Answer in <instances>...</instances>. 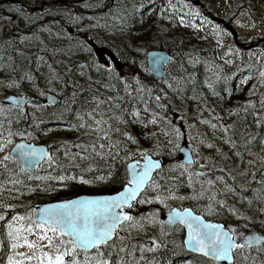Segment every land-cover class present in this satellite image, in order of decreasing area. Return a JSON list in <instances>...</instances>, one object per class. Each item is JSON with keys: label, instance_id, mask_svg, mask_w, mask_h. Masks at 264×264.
Wrapping results in <instances>:
<instances>
[{"label": "rangeland", "instance_id": "1", "mask_svg": "<svg viewBox=\"0 0 264 264\" xmlns=\"http://www.w3.org/2000/svg\"><path fill=\"white\" fill-rule=\"evenodd\" d=\"M27 1L32 2L31 4L27 3L28 11L18 12L15 6H8L11 17L19 18L20 22L17 25H10L12 23L5 20V17L0 18V35L4 36L3 39L0 38V41L4 40L5 45L11 51H15L16 47L22 46H26L30 50L26 51L19 48L17 50L19 55H13L12 53V57L15 58L16 62L21 63L22 60L19 58L22 57L26 62V66L27 64L30 65L31 56L37 53V58H33V61L37 62V88L34 89L33 85L27 83L24 84V92L42 96L43 92L51 90L60 98L63 95H67L70 88L63 83L60 86L56 75L47 74L53 68L59 72L64 70L76 81L81 80L79 87L88 94L83 95L75 92V96L79 98L76 102L77 104L84 97L93 96V93L89 92L90 90H98L99 93L95 94L93 98L100 101L102 105L99 107H93L92 105H86L85 108L80 107L73 104L71 96L68 94L64 97L65 99L62 103H60L61 99L59 98L58 101L51 104L49 112L32 109L35 104L18 110L16 114H21L19 117H25L22 113L29 112L32 127L36 131L45 130L41 135L44 139L49 140V144L53 141L59 144L58 140L68 138L73 142H77L78 145L88 148L89 143L83 140H86L90 133L95 135L99 132V128L106 127L108 136L113 139L112 143L106 146L107 151L116 149L118 145L116 140L124 138L127 145L131 146L128 148L129 159H142L144 153H148L147 151L150 149L148 150L147 147H143L134 138L130 137L132 133L129 128V122L120 120L119 111H117V100L126 101L127 95H135L137 88L132 85L123 88L121 82L124 80L125 74L130 77L142 75L153 81V84H150L151 88L160 81V86L165 89L162 94H145L144 103L147 107L151 105L148 109L154 122L161 120L163 124L169 125L170 123L171 125L167 132L164 131L166 125L158 127L155 130L154 138L155 148L160 149V155L171 158L172 161L158 173L156 180L151 183L140 202H138L139 205L149 207L147 211L142 210L136 216L132 215L140 221L142 226L129 227L126 224L121 231L122 236L126 234V236H131L132 238L142 237L143 243L146 244L148 241L146 248L155 247L153 241L158 245L160 243L161 246L168 240L180 241L183 236L181 225L168 226L160 224L159 216L161 209L169 210L183 206L192 207L195 212L202 213L208 220H216L218 222L224 220L242 235L249 232L264 234V142L260 145L257 152L245 151L247 147L254 146L257 143L256 140L260 136L259 129H264V110L257 114L258 125L255 121L245 122L250 127L247 129L246 126L244 131L256 137L249 136L247 139L242 137V140H240V137L235 136L230 141L229 138L225 137L224 131L225 120L229 121L227 118L229 114L232 113L233 117H237L236 114L238 112L244 113L245 111L239 117L242 120L238 121V124H242L244 119L248 118L245 116L246 113L249 116L252 115L257 97L260 99L259 103H257L258 105L264 103V84L256 83L254 86H250L244 85V80H235L239 86L236 89H231L224 86L221 82L222 73L231 76V74L240 73L241 70L249 69L248 73L251 74L256 70V66H259L261 68L259 72L264 74V61L262 60L264 47L247 51L246 49L242 50L233 41V34L230 31L222 29L218 22L211 20L207 13L205 14L206 10L213 15L227 19L232 16L233 10L236 9L238 13L236 12V16L231 17L233 24L231 22L227 23L230 26H235L239 33V43L243 44L242 42H247L252 36L259 38L264 36V0H204L205 3H202L201 0H194V2L199 1L198 4L195 2L199 7L193 1L162 0L161 10L159 11L160 17L189 29L195 39V42L190 41L186 46L188 56L183 55L179 62H174L175 55L168 50L173 55V59L171 61L172 66L169 67L163 76L164 79L158 78L147 68L146 53L151 50L150 48L138 51L136 44H133L130 50L126 51L124 49V46L126 48L129 47L135 33L130 34L127 28L108 22L104 17L95 18L93 14L89 13L104 4L105 0H67V2L37 0V3L33 2L34 0ZM132 2L134 0H115L109 16L118 12L123 5ZM35 17H37V31L30 26L34 25ZM70 29H73L72 33ZM77 32L88 35V37L95 39L97 43L101 42L102 45L111 46L113 42H119L117 45L122 51L116 50L117 53L114 54V59L110 57V53L108 55L105 51L98 50L102 60H112L115 66V69L113 66L111 67L113 72L105 71L98 75L95 74V70L89 64L81 66L82 61L87 60L91 53L92 57L95 58V65L100 69L107 70L102 68L104 66L101 65L102 67H100L96 64L98 60L100 61L97 55L93 53V51L96 52L97 48L92 47L91 49L84 39H77L75 36ZM37 48L41 49L42 52H38ZM39 53H46L44 54L45 62L43 56ZM74 59L78 60V63L72 65ZM132 60H137V71L131 69ZM9 63L8 61L7 64L3 62L2 65L4 66H0V69L7 70L4 76L9 78V81L1 83L6 89L2 93L3 99L19 88V84H15L16 75H19L20 78L24 77V70H20L16 74L9 72L11 67ZM43 64L47 73H41L40 71V66ZM182 66V76L191 77L199 73L202 78L200 80L202 84H216L213 91L212 105H209V108L200 107L201 104L206 102L203 95H198L201 99L198 97L189 98L172 85L174 75L178 73V69ZM199 71L202 72L200 73ZM209 71L215 72L214 78L212 77L213 74H209ZM109 80L112 82H109ZM186 86L189 87V84H186ZM228 91L229 94L226 95ZM260 93H262V96H260ZM158 97L159 99H157ZM237 97H242V99L236 102L233 101ZM182 101H189L196 109L194 111H184L182 109ZM219 102H223L225 107H222ZM39 106L40 104L36 105V107ZM132 106H134V103L131 101ZM0 109H5L8 112L5 104H0ZM7 115L8 113L1 114L3 118L7 117ZM182 116L191 118L193 122L190 124L184 123ZM51 119L56 121L53 125L43 124L45 120ZM96 121L101 123L97 124ZM87 124L91 125L92 129L85 128ZM3 125V123L0 124V145L5 146L4 150L0 151V215H4L9 220L5 219L0 221L1 223H13L21 228L29 225L28 217L30 215L19 216V209L16 204L12 203L17 202L15 196H22L23 203L28 206V199L34 196L36 189L38 191L43 185H47L49 191H53L57 187L63 190H72L71 195L65 196L66 199L70 198V196L75 198L81 195L99 194L106 187V183L99 180L83 178L90 181V183L85 184L80 182L81 177L78 176L75 179L65 178L59 174L58 177L54 176L50 162L55 157V154H52L51 160H45L40 164V170H37L39 172L34 173L31 171L18 177L13 171L14 165L18 171L17 162L11 156L8 160L4 159L5 156H9L8 149L11 145L7 141L10 139L13 142L20 138L40 143H45L46 141L38 139L36 134H16L12 136L8 131L9 125L6 123L4 130ZM184 125L188 127L192 125L193 130L191 132L193 135L200 136L199 143L196 142L194 165L181 164L175 161L182 141L183 133L181 129ZM188 127H186V130ZM174 129H179L181 133L179 139H177ZM227 129L233 130L231 126H228ZM189 132L187 130V133ZM52 134L55 136L54 138ZM94 139L98 140L99 138L96 137ZM209 144L213 146L210 148L208 147ZM62 145L67 144L62 142ZM174 145H178V147ZM123 148L125 149V147ZM78 152L81 153V150ZM152 153L158 156L156 153ZM219 155H221L220 160L217 159ZM214 162L221 164L227 176L216 172L213 177L208 178L209 167L211 166L209 163ZM236 165H240L239 168H235L234 166ZM61 177L63 179H60ZM227 177H231L233 180L237 179L239 183L234 181L233 184L242 193L248 192V188L243 185L245 184L243 182L250 179L255 180L257 186L253 188V192L250 191L252 192L248 196L250 202L241 199L242 195L234 186L229 184L230 181H228ZM17 181L21 184H17L18 189H15L14 183ZM210 181L211 183H209ZM7 203L9 205L5 206ZM248 203L249 208L245 210ZM153 205H157L159 208H154ZM210 207L211 211H209ZM246 211L248 216L244 214ZM28 213L31 214L32 212L28 211ZM225 215H232V217H225ZM13 217H23V219L14 220ZM242 217H248L249 219H243ZM140 218L143 219L140 220ZM33 221L35 220L33 219ZM32 227V233L22 231L21 235H27L30 241L36 242L37 248L30 250L27 246H24L17 248L15 252H34L36 257H39L41 250L47 251V241H40L38 237L42 234L41 231L35 225H32ZM0 241H3L1 237ZM7 241L6 247L8 250L6 252L8 255L11 254V241L8 240V237ZM134 241L129 240L128 242ZM178 246L183 245L179 242ZM3 251L4 247L0 249V264H6V258L3 263ZM90 254L92 253L90 252ZM248 255L249 259L246 264H253V262L254 264H264V252L255 251L250 252ZM17 259H21L22 264H39L36 258L24 259L23 257H17ZM237 264H240V258L239 260L237 259Z\"/></svg>", "mask_w": 264, "mask_h": 264}, {"label": "snow or ice", "instance_id": "2", "mask_svg": "<svg viewBox=\"0 0 264 264\" xmlns=\"http://www.w3.org/2000/svg\"><path fill=\"white\" fill-rule=\"evenodd\" d=\"M15 102L20 104L25 101L16 100ZM54 102V100L50 101V103ZM96 123L100 124L101 122L96 121ZM174 131L179 139L181 135L179 129H174ZM224 131H227V128ZM7 143H12V141L9 139ZM174 146L178 147V145ZM212 146L208 145L210 148ZM4 147V145H0V151H3ZM99 147L103 148L104 145L101 144ZM93 150H95V146H93ZM15 152L23 159L25 166L36 163L37 157L51 160V157L43 149H36L31 145L19 144L16 146ZM237 154L239 155V153ZM9 158L10 156L4 157L5 160ZM139 163L137 161L135 164L128 165L131 178L127 180V186L115 195L80 197L50 204L40 210L37 220L33 221L29 216L30 223L23 228L8 223L7 237L11 241V254L7 255L6 264H22V260L17 257L36 258L39 264H128L127 260L120 256V253L133 255V252L127 250L124 245L125 237L120 236L119 232L123 230L125 224L129 227H139L142 224L135 217L124 213L123 209L132 207V202L137 200L151 179L152 170L159 167V164L147 154H145V163L142 169L139 168ZM100 179H104V177ZM80 182L90 183L83 177L80 178ZM209 211H211V207ZM242 218L249 219L248 217ZM13 219L19 220L23 217H13ZM142 219L140 218V220ZM3 220H5V216L0 215V221ZM177 221L187 229L186 243L189 250L207 258L205 264L220 261L237 264L236 256H239L240 264H246L249 259L248 254L254 249V245L255 251L264 252V236L255 234L245 236L238 233L235 228L225 230L221 224L206 223L203 217L194 215L191 209H185L183 212L172 210L169 222ZM32 225H35L42 233L38 239L47 241V251L41 250L39 257H36L34 252H15L17 248L24 246L30 250L37 248L36 242L30 241L27 235H21L22 231L32 233ZM117 240L120 241L119 245H117ZM153 245L157 248L160 246L155 241H153ZM3 247V241H0V249ZM115 249H118L116 256L119 259L113 257ZM152 250V248L148 249V251Z\"/></svg>", "mask_w": 264, "mask_h": 264}, {"label": "trees", "instance_id": "3", "mask_svg": "<svg viewBox=\"0 0 264 264\" xmlns=\"http://www.w3.org/2000/svg\"><path fill=\"white\" fill-rule=\"evenodd\" d=\"M201 1L202 3H205L204 0ZM33 2L37 3V0H34ZM161 2L162 0H134V2L132 3H127V5H123L118 12H115L112 14V16H109L111 14L112 6H110V0H107L105 5L98 8L97 10H91L89 13L93 14L95 18L104 17V19L108 22H112L118 26L127 28L130 31V34L135 33L134 38L131 41L136 44L138 51H142L145 48L166 49L171 51L175 55V62H179L180 58L183 55L188 56L186 46L189 44L190 41L195 42V39L193 38V34L189 29L184 28L176 23H172L171 21L166 20L163 17H160L159 11L161 10ZM31 3L32 2L30 1L29 4ZM150 8H152V10L148 11ZM236 12L237 10L234 9L231 17L236 16ZM231 17L225 19L228 22H232ZM10 22L12 23L11 25H17L20 21L19 19H16V21H12V19L10 18ZM258 38L259 37H253L251 38V41H257ZM20 48L26 51H30L26 46H22ZM37 51L42 52L39 48H37ZM14 54L16 53H13V55ZM22 63L26 62L22 60L21 63L16 62L11 67L13 70H21ZM183 66L178 69V73L182 72ZM248 71L249 69L242 70V72L240 73L236 71L238 74H231V76H233L235 79H239L241 78L242 74L247 75V78L241 79L244 80V85L247 84L250 86H254L256 83L264 84V78L259 79V75H257V70H255L251 74H249ZM56 78L58 79L60 84L63 83L68 87L73 86L72 84L75 83L73 77L65 71L60 72V74L56 75ZM234 78H232L231 81L228 82V88H237L238 83L234 80ZM253 78L255 79L252 80ZM196 79L201 80L202 78L201 76H198ZM150 84H153L152 80L149 81V83H146L144 88L138 90V92L136 91V100L131 98L132 94L127 95V100L123 102L120 106H118L117 111H119L120 120H127L129 122V128L131 129V133L137 140V142L140 143L143 147H147L148 150L150 149L151 152L160 154V149L155 148V130L158 127H161L166 124H163L161 120L158 122H154L151 119V115L149 114L150 111L148 109L151 107V105H149L148 107L146 106V104L144 103V95L147 92L162 94L165 89H162L160 85L153 86V88H151ZM174 87L176 89L181 90L183 94L187 95L189 98L198 97V95L201 94L203 95V98L207 100V103H204L202 106L212 105L211 102L213 97V89L208 84L204 85L201 82L200 86L198 87V91L196 93L194 92L191 94H189L188 86H186V84H182L179 87ZM189 87L191 86L189 85ZM90 92L93 93V97L95 94L99 93L98 90H90ZM79 94L85 93L81 92ZM228 94L229 91L226 93V95ZM241 99L242 97H237L236 101ZM130 100L134 103V106L132 107ZM189 101L191 100L189 99ZM189 101H185V104H188L190 110L194 111L196 107L193 106ZM183 102L184 101H182V106ZM219 103L222 104V107H225L223 102ZM73 104L78 105L76 102H74ZM125 104L128 105L125 106ZM97 106L99 107L102 105L100 103H97ZM258 106L263 108L264 103ZM189 107L185 108L184 105L183 110H189ZM5 108L14 115L16 114V112L14 111L16 109L11 107L10 105H6ZM247 111H249V109H247ZM190 120L193 121L192 119ZM55 122L56 121L53 120H45L43 124L50 125ZM6 123L7 125L11 126V129H9L8 131L12 135H37V131L32 127L31 120H24V122H22V120L18 119L16 116V119L14 118V120H8ZM169 126H171L170 123L169 125H166L164 127L165 132L169 130ZM226 136L227 138H231V136ZM96 137L99 139H94ZM83 141L89 143V147L88 149H85L83 151L85 153L82 152V154L71 152H58L54 150L55 157L50 162L52 174L56 177H58V174L61 176H69L70 170H73L76 172V176L78 177L99 179L101 177H104V179L106 180L107 192H114L122 188L127 181V161L130 157L126 140L124 138L117 139V148L114 150L107 151L106 146L112 143L113 139L108 136L107 130L105 128H102L95 135H92V133H90L87 139ZM101 144L104 145L103 148L99 147V145ZM93 146H95V150H93ZM123 147H125V149ZM74 156L77 162L74 160ZM58 164H62L64 167L70 165L72 166L69 168H62L58 167ZM83 167L85 169H82ZM212 172L213 174H215L216 172L223 173L227 176V174L223 171V168L220 163H215V168L212 169ZM230 178L231 177H227V179ZM243 183L241 184L248 188V193H251L250 191L253 190V184H250L251 181L250 183H246V181ZM235 188L239 193H242L237 189L236 185ZM46 189L47 187L42 188L44 193L51 194L55 198L69 196L73 192L72 190L57 189L54 193L46 192ZM246 193L247 192H245L244 194ZM179 242L180 241L176 240L166 241L160 248L153 250L150 256L144 251L146 250V248H140L137 242L135 244L133 242H128L126 248L128 251L133 252V255H127V253H120V256H123L127 260L128 264H205V259L195 257L194 255H189L183 246H178ZM116 251L117 249L113 250V257L115 259H119V257L116 256ZM210 264L212 263L210 262Z\"/></svg>", "mask_w": 264, "mask_h": 264}, {"label": "bare ground", "instance_id": "4", "mask_svg": "<svg viewBox=\"0 0 264 264\" xmlns=\"http://www.w3.org/2000/svg\"><path fill=\"white\" fill-rule=\"evenodd\" d=\"M148 11H150V9L148 10ZM264 42V41H263ZM113 48H112V47ZM111 46H107V45H105V51L107 52V53H110V54H116L117 53V51H119V52H121L122 50H121V48L117 45V44H115V45H111ZM16 49V48H15ZM114 49V50H113ZM117 50V51H116ZM12 53H16L17 55H19L18 53H17V51H11V50H8L6 53H5V57H6V59H7V61L8 62H10L9 64H10V66H12L13 64L11 63L12 61H13V57H12ZM40 55H42L43 56V58H44V53H39ZM38 54V55H39ZM46 54V53H45ZM44 60V62H45V58L43 59ZM102 59H100V61L98 60L97 61V65L98 66H100V67H102V66H104V67H102V68H107L108 67V63L106 62V61H104V60H102V61H104V62H102L101 61ZM106 62V63H105ZM7 64V63H6ZM24 65H26L25 63H22V66H24ZM27 65H29V64H27ZM102 65V66H101ZM82 66V65H81ZM91 68H93L94 70H95V74H98V75H100V74H102V73H104L105 71H109V70H104V69H100L99 67H97L94 63H92L91 64ZM21 70H25V69H22L21 68ZM27 70V69H26ZM133 70V69H132ZM220 70V69H219ZM20 70H13L12 69V67H10V70H9V72H11V73H15L16 74V72H19ZM40 71H41V73H47V70H45L44 69V64L43 65H41L40 66ZM134 71V70H133ZM61 72H64V70H62ZM140 72V71H139ZM200 73L202 72V71H199ZM241 72H242V70H241ZM206 73V72H205ZM47 74H49V75H58V74H60V72L59 71H57V70H55V69H53L52 68V71L50 72V73H47ZM209 74H213V78H214V75H215V72H212V71H209ZM262 75V73L261 72H259V70H258V72H257V75ZM225 75V76H224ZM108 76H111V75H108ZM141 76V77H140ZM139 77L138 76H136V77H130L128 74H125L124 75V80L121 82L122 83V85H123V88L125 87V86H128V85H132L133 87H136L137 89H136V91L138 92V90H141L142 88H144L145 87V84L146 83H149V81L150 80H148L147 78H145L144 76H142V75H140ZM199 76V73H197L196 75H193V76H191V77H188L187 75H183L182 76V74L181 73H179V74H175L174 75V80H173V83H172V85H174V86H181L182 84H189L191 87H188V92H189V94H191V93H196L197 91H198V87L200 86V83H201V81L200 80H198V79H196L197 77ZM246 76V78L248 77L247 75H244V74H242V76H241V78H239V79H235L233 76H230V75H228V74H226V73H222V79H221V82H223V84L224 85H226L227 86V84H228V82H230L231 81V79L232 78H234V80H241L242 78H244ZM219 78V77H218ZM104 80H106V79H104ZM116 80V79H115ZM117 81V80H116ZM109 82H112V81H110L109 80ZM118 82V81H117ZM1 83H3L2 81H0V104H5L6 102V97L3 99V95H2V93H4L5 92V90L6 89H4V86H3V84H1ZM196 86V87H195ZM239 86V85H238ZM237 86V87H238ZM11 87V86H10ZM9 92H10V90H8ZM70 93L71 92H78V90L74 87V88H72L70 91H69ZM147 93H150V92H147ZM146 93V94H147ZM153 95H155L156 93H152ZM11 95V94H10ZM10 95H8V96H10ZM84 95V94H83ZM67 95H63V96H61V98L60 99H62V98H64V97H66ZM260 96H262V94H260ZM259 98L257 97L256 99H255V107H258V104L257 103H259ZM233 101H235L236 102V100H233ZM63 101H61L60 103H62ZM123 102H125V101H123L122 99H120V100H117V104H118V106H120ZM97 103H100V101H98V100H95L94 98H93V96L92 97H90V96H88V97H84L83 98V100L78 104L79 106H81V107H86V105H92L93 107H98L97 106ZM184 104H183V106H182V109H184V105H185V108H188L189 107V105L188 104H185L186 102L184 101L183 102ZM126 105H128V104H125V106ZM203 107H205V106H203ZM18 110H20V109H16V110H14L15 112H17ZM189 110H190V107H189ZM264 110V107H263V109H262V111ZM8 111V110H7ZM2 113H6L5 111H4V109H0V124L1 123H3L4 125H3V130L5 129V124H6V122H7V120L8 119H11V120H14V118L17 116V118L18 119H21V120H27V121H29L30 120V114H29V112H27V113H22L23 115H25V117H19L21 114H13V113H11L10 111H8L7 113H8V115H7V117H5V118H3L2 116H1V114ZM192 115H193V113L192 112H190ZM29 115V116H28ZM124 115H126V114H124ZM14 118H13V117ZM182 118L184 119V122L185 123H188V124H190L191 122H193V121H191L190 119L191 118H188L187 116H182ZM227 118L229 119V121L226 119L225 121H226V123H225V128H227L228 126H231L232 128H233V130H229V129H227V131H225V137L227 138V136L226 135H228V136H231V138L232 137H235V136H237V137H240V140H242V137H244V139H247V137H249V136H255V135H252V134H248V135H242V134H236V130H235V128H234V126H233V124L231 123V120H230V118H229V115L227 116ZM16 119V118H15ZM256 124L258 125V121H256ZM11 126H9V128H8V130L9 129H11L10 128ZM186 127H188V126H185L184 125V127H183V129H182V133H183V137H182V141H181V143H180V149H178L179 151H178V153H177V155L181 152V147H182V144L184 143L185 144V147L187 148V143H188V150H189V152L191 153V156L192 157H195V154H194V152H195V147H196V142H198L199 143V137L200 136H195V135H193V133L191 132L192 130H193V126L191 125V126H189L188 128H187V130L188 131H190L189 133H187V130H186ZM85 128H87V129H92V127H91V125H89V124H87L86 126H85ZM102 128H105L106 129V127H101V128H99V131H100V129H102ZM224 128V129H225ZM260 130V136L258 137V139L256 140V144L254 145V146H251V148L252 149H250V146L249 147H247L246 149H245V151L247 152V150H250V151H255V152H257V151H259V148H260V145H262L263 144V142H264V129H259ZM262 132H263V134H262ZM53 135V134H52ZM53 137H55L54 135H53ZM256 137V136H255ZM38 139H40L41 141H43L44 140V138H43V136L42 135H40V136H38L37 137ZM231 138H229L230 139V141H231ZM186 141V142H185ZM38 142V141H37ZM38 143H40V142H38ZM51 143H55L56 145L58 144L57 142H55V141H53V142H51ZM144 150V149H143ZM145 152V151H144ZM148 153H144V155H143V158L142 159H139V160H141V161H143L144 160V158H145V154H151L152 155V157L153 158H160L161 157V155L160 154H157L158 156H156V155H154L150 150L149 151H147ZM160 155V156H159ZM240 156H241V154H240ZM74 158V160L76 161V159H75V156L73 157ZM176 161L177 162H179V163H181V164H187L186 163V161H183V160H180V159H176ZM77 162V161H76ZM195 163H193V164H188V165H194ZM211 166L209 167V176H208V178H210L211 177V174H212V169L213 168H215V164L214 163H209ZM72 165H70V166H66V167H64L62 164H58V167H62V168H69V167H71ZM75 169V168H74ZM82 169H85L84 167L82 168ZM161 171V169L159 168L157 171H155V173L153 174V176H152V178L148 181V183H147V185L145 186V189L142 191V192H146L147 191V189L150 187V185H151V183H153L155 180H156V176L158 175V173ZM200 173V172H199ZM65 178H75L76 177V172L75 171H73V170H70V175L68 176V175H65L64 176ZM250 181H251V183H250ZM238 182V181H237ZM246 183H250V184H253V188L255 187V186H257V184H256V182H255V180H253V179H250L249 181H246ZM233 186L235 187V184H233ZM37 188H38V186H36ZM47 187V185H43L40 189H38V191H37V189H36V192H35V194H34V196H32L30 199H28V201H27V203H28V206L27 205H25L23 202H24V200L22 199V196H16L15 198H16V200H17V202L16 203H12V204H16V207L19 209L18 210V214H19V216H25V215H27V214H29L28 213V211H31L32 213H31V215H32V217H33V219L34 220H36L35 219V217H34V211L37 209V207L38 206H40V205H44V204H47V203H50L53 199H55V197H53L51 194H46V193H44V191L42 190V188H46ZM123 188V187H122ZM121 189V188H120ZM119 189V190H120ZM252 189V188H251ZM119 190H117V191H114L113 193H116V192H118ZM21 191H23V190H21ZM250 191V190H249ZM24 192V191H23ZM141 192V193H142ZM28 193H30V192H28ZM252 193V192H251ZM251 193H246V194H244V193H240L242 196H241V199H244V200H248L249 202H250V200L248 199V196L251 194ZM30 195H32V194H30ZM142 198V195H140L139 197H138V199H141ZM9 205V203H7L5 206H8ZM249 208V203L248 204H246V208H245V210H247ZM172 209V208H171ZM171 209H169V210H165L164 211V213H166V212H169V211H171ZM237 215V214H236ZM236 215H233V216H236ZM225 217H232V215H225ZM160 221V220H159ZM126 225V224H125ZM124 225V226H125ZM229 224H226V227L228 226ZM123 226V227H124ZM6 232H7V223H1L0 222V237L2 238V240H3V243H4V251H3V263H4V260H5V258H6V255H7V250H8V248L6 247V244L8 243V241H6L7 240V235H6ZM123 236H126V234H124ZM137 239V237H135V238H132L131 236H126L125 237V240H124V245H125V247H126V245H127V243H128V241L129 240H136ZM119 243H120V241L118 240V245H119ZM150 244V243H149ZM148 249L149 248H146V250H144L149 256L151 255V253H152V251L153 250H155L156 249V247H153L152 249V251H149L148 252ZM117 251H118V249H117ZM236 261H237V259H236Z\"/></svg>", "mask_w": 264, "mask_h": 264}, {"label": "water", "instance_id": "5", "mask_svg": "<svg viewBox=\"0 0 264 264\" xmlns=\"http://www.w3.org/2000/svg\"><path fill=\"white\" fill-rule=\"evenodd\" d=\"M60 1L67 2V0H60ZM195 2L197 4L199 3V1H195ZM202 7L205 9L204 6H202ZM206 13H207V11L205 10V14ZM207 16H209L212 20L218 22L219 24L225 23V21H224L223 18H220V17H218L216 15H213L210 12L207 13ZM225 25H226L227 29H229L231 31V33L233 34V36L235 37L237 44L240 45V46H244V44H241V43L238 42V40H237V32H236L235 28L233 26H230L228 23L225 24ZM172 59H173V55L170 54L169 51H167L165 49H160V48H152L151 50H149L147 52V68H148V70L151 73H153L158 78L159 77L163 78V76L165 75V72L168 71V69H169V67L171 65ZM58 99H59V97H57L53 93H50V92H46L45 93L44 100H46L48 102H50L52 100H54L56 102ZM16 100H22V101H25V102L20 103V104H17L15 102ZM34 101H39V99H36L35 97H27V96H24V95H10V96H8L6 98V101L5 102L11 104L12 106L23 107V106H25V104L27 102H34ZM19 144L31 145L33 148L43 149L44 152L48 156L52 157V150H51V148L47 144L37 143L35 141H27L24 138L17 139L10 146V149H9L8 153H9V155L11 154L10 155L11 157H14V159H16V160L19 161V166H20V171L21 172H24V171H27V170H31V171L37 170L39 168V166H40L41 163H43L45 160H49V159H47V158L40 159L39 157H37L36 158V163H34V164L30 165V166H25L23 159H21L19 156H17L16 155V152H15V148ZM181 149H182L181 152L178 154V159L192 163L194 161V157L191 156V153L188 150V143H187V148L185 147V144L183 143ZM147 155L149 157H151V159L153 161H155V162H157L159 164V167L158 168H154L152 170V172H151V178H152V176L155 173V171H157L159 168L164 167V164L168 163L169 160H168L167 157L153 158L151 154H147ZM137 161L140 162L139 163V168L142 169L143 168V165L145 163V158H144L143 161H141L139 159H135V160L129 161L128 164H127V169H128V165L129 164H135ZM128 176H129V179H130L131 178V174H130L129 169H128ZM125 186H127V184ZM123 188L121 190H119V191H122ZM144 189H145V187H144ZM116 193H104V194H94V195H81V196H78V197H75V198H71V199L50 202V203H47V204L38 206L37 209L34 211V217L37 220L39 218V215H40V210L43 209V208H45V207H47L50 204H56V203H61V202H65V201H68V200H74V199H78L80 197H95V196H102V195H115ZM185 209H191V208H184L183 210H181V209L175 207V208L171 209V211L166 212V213H163L162 216H161V221L163 223H167V224H171V225L176 224V223H179L178 221L177 222H174V223H170L169 222L170 213L172 212V210H176V211L183 212ZM123 212L130 215L131 208H124L123 209ZM192 212H193L194 215H199V214H196L193 210H192ZM203 219H204V221L206 223L221 224V223H217V222L208 221L204 217H203ZM221 225H223V224H221ZM225 230H227V229H225ZM185 231H186V237H185L184 243H185V245L188 248V245L186 243V241H187V229H186V227H185ZM250 234L264 236V234H261V233H258V232H249V233H246L245 236L250 235ZM218 263H220V264H229V263H232V262H230V261H220Z\"/></svg>", "mask_w": 264, "mask_h": 264}, {"label": "flooded vegetation", "instance_id": "6", "mask_svg": "<svg viewBox=\"0 0 264 264\" xmlns=\"http://www.w3.org/2000/svg\"><path fill=\"white\" fill-rule=\"evenodd\" d=\"M113 4V3H112ZM9 5H12V6H15L16 8H17V10H18V12H24V11H28V8H27V2L26 1H24V0H14V1H9V0H0V18H4L5 20H7V21H9V23H11L10 22V18L12 19V21H16V19H19V18H13V17H11V13L9 12V10H8V6ZM11 25V24H10ZM30 26H32V27H34L35 28V31H37V17H35V23H34V25H30ZM75 36H76V38L77 39H84L85 41H86V43H87V45H88V47H90L91 49H92V47H96L97 48V50H96V52H94L93 51V53H95L96 55H97V57L99 58V59H101V57H100V53H99V51L98 50H103V51H105V45H102V43L100 42V43H97V41L95 40V39H93V38H90V37H88V35H86V34H84V33H81V32H77L76 34H75ZM0 38L1 39H3L4 38V36H2V35H0ZM119 42L117 41H115V42H113L112 43V45H115V44H118ZM134 43H133V41H131L130 42V44H129V47H125L124 46V49L126 50V51H128V50H130L131 49V45H133ZM20 47H16V49H15V51H17L18 49H19ZM9 49H8V47H7V45H5V41L4 40H2V41H0V66H4V65H2L3 64V62H5V63H7V59H6V57H5V53L8 51ZM105 53H107L106 51H105ZM94 54V55H95ZM108 55H109V53H107ZM95 55V56H96ZM112 59H114V55L113 54H111V56H110ZM33 58H37V53H34V55H32L31 56V58H30V65H29V67H28V65L26 66V65H24V66H22V69H25L23 72H24V77L23 78H20V76L19 75H16L17 76V79H16V82H15V84L16 83H18L19 84V88H17L16 90H20V89H24L25 87H24V84H29V85H33V88L35 89V88H37V62H35V61H33ZM13 59V61L11 62L12 64H15L16 63V60H15V58H12ZM20 60H24L22 57H20L19 58ZM110 66L109 67H107L106 69L107 70H109L108 72H113L112 70H111V67L113 66L114 67V69H115V66H114V64H113V62H112V60L111 61H106ZM78 63V60H76V59H74L73 60V62H72V65H75V64H77ZM91 63H94L95 64V58H93L92 57V55H91V53H90V57L87 59V60H85V61H82V63H81V65H83L84 64V66H86V65H90L91 66ZM27 69V70H26ZM131 69H133V70H135V71H137L138 70V65H137V60H132V63H131ZM5 72H7V70H2V69H0V81H2V82H6V81H9V78L8 77H5L4 75H5ZM27 72V73H26ZM26 73V74H25ZM11 80H15V79H12V78H10ZM26 82V83H25ZM73 87H75L77 90H78V93H81V92H83V93H85V94H88V93H86L85 92V90H80L79 89V86L78 85H73V86H70L69 88H70V90L73 88ZM69 90V91H70ZM87 91H89V90H87ZM90 92V91H89ZM75 92H68V94L71 96L70 98H71V101L74 103V101L75 102H77L78 100H79V98H78V96H75V94H74ZM67 94V95H68ZM65 98H62L61 99V101H63ZM262 109L263 108H261V107H255V109H254V111H252V115H250V116H248V118L247 119H244V122L242 123V124H238V121H240V120H242V119H239V117H241L244 113H245V111H244V113H240V112H238L237 114H236V116L237 117H233V115H232V113L231 114H229V118H230V120H231V123L233 124V126H234V128H235V130H236V134H242V135H248L249 133H247L246 131H244L245 130V127L247 126V129H248V127H250V125L248 126V125H246L245 124V122H247V121H257V114L259 113V112H261L262 111ZM243 126H244V129H243ZM257 133V132H256ZM255 133V134H256ZM262 134H263V132H262Z\"/></svg>", "mask_w": 264, "mask_h": 264}]
</instances>
